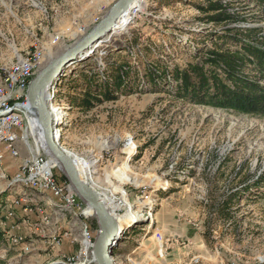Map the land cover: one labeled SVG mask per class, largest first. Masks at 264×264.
Wrapping results in <instances>:
<instances>
[{"label":"rangeland","instance_id":"1","mask_svg":"<svg viewBox=\"0 0 264 264\" xmlns=\"http://www.w3.org/2000/svg\"><path fill=\"white\" fill-rule=\"evenodd\" d=\"M116 1L0 0V87L13 63L34 52L37 73ZM211 2L245 17V26L264 27L254 0H139L122 27L68 63L46 91L62 113L61 121L50 114L59 146L69 148L112 216H130L112 246L114 264H264V117L185 102L171 73L149 76L151 65L183 68L210 46L209 35L224 27L204 20L215 14L205 11ZM115 68L128 71L116 98L87 112L76 108L83 92L103 95L97 83ZM28 116L17 129L18 156L0 144V261L95 264L92 246L80 253L84 223L91 244L98 233L91 210L77 197L87 218L81 210L72 215L51 192L14 181L21 161L42 144ZM89 168L96 170L90 176ZM54 175L64 176L55 164ZM60 237L72 255L59 250Z\"/></svg>","mask_w":264,"mask_h":264},{"label":"trees","instance_id":"2","mask_svg":"<svg viewBox=\"0 0 264 264\" xmlns=\"http://www.w3.org/2000/svg\"><path fill=\"white\" fill-rule=\"evenodd\" d=\"M254 1L260 11L257 20L264 22V0ZM205 11L215 13L206 17L205 21L224 24L220 32L209 35L210 46L201 55L196 54L194 61L187 62L183 68L174 66L171 71L160 72L157 70L161 68L159 65H151L149 68L153 71L148 69L150 80L171 73L177 84L175 96L180 100L264 117V27L243 25L247 22L245 17L224 11L218 2L209 3ZM232 23L238 26H229ZM127 75L128 71L115 68L109 81L105 74L104 79H107L97 83L103 95L83 92L76 99V108L87 112L103 100H114L113 92H117ZM61 180L66 181V177L57 181ZM230 203H236V200ZM227 204L229 201L224 200L220 206L223 208ZM3 239V232L0 231V243ZM0 264H4V261H0Z\"/></svg>","mask_w":264,"mask_h":264},{"label":"water","instance_id":"3","mask_svg":"<svg viewBox=\"0 0 264 264\" xmlns=\"http://www.w3.org/2000/svg\"><path fill=\"white\" fill-rule=\"evenodd\" d=\"M134 1L117 0L88 32L39 70L30 79L26 89L27 110L31 119L39 127L40 141L45 152L63 172L76 196L93 212L97 220L98 233L91 247L95 264H114L111 251L119 233L118 224L98 194L81 180L73 160L62 151L64 148L59 146L57 139L59 130H54L52 127V117L46 105V91L68 63L112 32L115 24L130 9Z\"/></svg>","mask_w":264,"mask_h":264},{"label":"bare ground","instance_id":"4","mask_svg":"<svg viewBox=\"0 0 264 264\" xmlns=\"http://www.w3.org/2000/svg\"><path fill=\"white\" fill-rule=\"evenodd\" d=\"M138 1L139 0H135L134 3L132 4L133 6L131 5L130 9L123 15L124 17L122 16L118 20V22L115 24V27L113 28L114 31H117L120 28V26L124 24L125 20L122 21L121 19L126 18L127 15L129 13H131V10L133 8L136 10V8L138 6ZM103 42H104V40L99 41L96 44V46L102 45ZM38 64L39 63L36 60V56H35L34 52L28 53L25 58L18 60L17 62L13 63L9 67V69L6 72V75L3 79L4 86L2 85L0 87V88L3 87V91H0V121L9 120V119H17V121H18L17 129L18 130L21 129L22 120L23 119L27 120L29 117L28 116V110H27V101L25 99V97H26L25 92H26V89H27V86H28L30 79L36 73V69H37ZM18 79H19V81H18V94H17V85H13L12 81L18 80ZM52 96L53 95L51 93L47 92V97H46V103L48 105L47 110L52 116L54 113L56 121H61L62 120V116L60 115V114H62L61 110L58 109L57 106H54L52 104ZM10 101L11 102L13 101V103H10ZM38 128H39L38 125L36 126L34 121L30 120V133L32 132L33 134H35L37 142L41 140L40 139L41 133L39 132L40 130ZM68 137H69V131L65 130L61 134L60 139H62V141H64V140H67ZM17 142H18V137H17ZM130 147H134V145H130ZM62 151L64 153H66L67 155H70L69 148L65 147L64 150H62ZM29 155H30L29 157H26V163L24 164V166H22V176L25 178H17V174H16L14 181H17L19 183H23L25 185H31L32 187H39L42 190H45V191L52 193V191L49 188H47L45 185H38V184L32 183L29 179H26V178H32V175H33L35 169L38 168L39 166H42V163H44V161H46L45 152L41 151V146H39V147L36 146V150H34V153H31ZM74 163H75V161H74ZM76 166H77V164H76ZM85 167H87V166H85ZM77 171H78V175L81 178V180L86 182V180L83 178L81 171H80L78 166H77ZM87 171H88L87 174L90 176L96 170H94L93 168H89V169H87ZM74 196H76L75 193H74ZM25 200H26V198L19 197L17 200H15V203L20 204V203H23ZM59 200H60V202L64 203V205L62 204L59 207H61V208L64 207L66 209V212L71 213L70 205L61 199H59ZM110 206H112V204ZM87 209H89V208H86V210ZM7 215L12 217L11 212H8ZM112 217H114V215ZM129 217L130 216L128 213H126L122 216H117V218L114 217L117 221L118 229H120L122 231V229L125 228L127 221L129 220ZM82 236L84 237V240L80 243V248H81L80 253L85 254L86 250H88L92 246V244L87 243V235L84 233L83 228H82ZM54 242H55V244H59L60 241H58V239H57ZM88 246H89V248H88Z\"/></svg>","mask_w":264,"mask_h":264},{"label":"built area","instance_id":"5","mask_svg":"<svg viewBox=\"0 0 264 264\" xmlns=\"http://www.w3.org/2000/svg\"><path fill=\"white\" fill-rule=\"evenodd\" d=\"M18 80H13V85H17V94H18ZM4 86V84H3ZM0 91H3V87L0 88ZM23 104V103H22ZM17 119H9L0 121V144L3 145V148L9 153L10 156L16 157L18 156V147H17ZM40 142V141H39ZM41 151H44V147L41 144ZM3 155L0 154V159H2ZM26 163V158H24L19 167L17 173V178H25L22 176V166ZM29 179L32 183L38 185H45L52 191L53 197H57L68 203L71 208V214L75 215V210L80 211V214L83 218H87L83 214V206L78 200L76 196H74V191L71 186L66 181L58 182L54 175V163L50 159V157L46 154V161L42 163V166H39L35 169L32 178ZM23 203H20L22 206ZM84 209V208H83ZM86 209V208H85ZM83 231L87 235V243L89 242V233L87 225L84 223ZM64 236H68V233H63ZM61 237L58 238V241H61Z\"/></svg>","mask_w":264,"mask_h":264},{"label":"crops","instance_id":"6","mask_svg":"<svg viewBox=\"0 0 264 264\" xmlns=\"http://www.w3.org/2000/svg\"><path fill=\"white\" fill-rule=\"evenodd\" d=\"M5 236V235H4ZM44 242H42V244H43ZM69 243H70V241H67V238H64V239H62L61 240V246H60V251L62 252V253H65V254H68L69 253V255H72L73 253H74V250H72V246L71 245H69Z\"/></svg>","mask_w":264,"mask_h":264}]
</instances>
